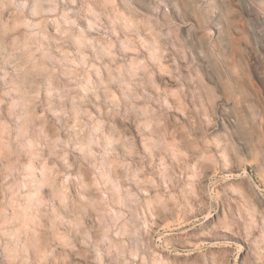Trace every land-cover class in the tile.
<instances>
[{"label":"clouds","instance_id":"obj_1","mask_svg":"<svg viewBox=\"0 0 264 264\" xmlns=\"http://www.w3.org/2000/svg\"><path fill=\"white\" fill-rule=\"evenodd\" d=\"M0 264H264V0H0Z\"/></svg>","mask_w":264,"mask_h":264}]
</instances>
